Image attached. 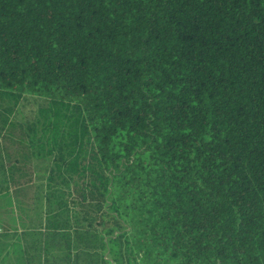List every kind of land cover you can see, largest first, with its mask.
I'll return each mask as SVG.
<instances>
[{
	"label": "trees",
	"instance_id": "16d2710c",
	"mask_svg": "<svg viewBox=\"0 0 264 264\" xmlns=\"http://www.w3.org/2000/svg\"><path fill=\"white\" fill-rule=\"evenodd\" d=\"M264 264V0H0V264Z\"/></svg>",
	"mask_w": 264,
	"mask_h": 264
},
{
	"label": "crops",
	"instance_id": "0c3cea01",
	"mask_svg": "<svg viewBox=\"0 0 264 264\" xmlns=\"http://www.w3.org/2000/svg\"><path fill=\"white\" fill-rule=\"evenodd\" d=\"M105 263L104 264H115L113 258L111 257L109 250H107L106 254L104 255Z\"/></svg>",
	"mask_w": 264,
	"mask_h": 264
}]
</instances>
